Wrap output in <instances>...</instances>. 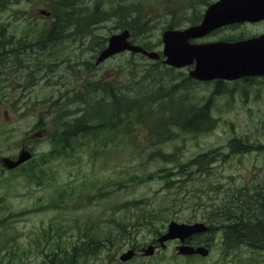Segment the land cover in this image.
<instances>
[{
  "label": "rangeland",
  "instance_id": "rangeland-1",
  "mask_svg": "<svg viewBox=\"0 0 264 264\" xmlns=\"http://www.w3.org/2000/svg\"><path fill=\"white\" fill-rule=\"evenodd\" d=\"M205 1L0 0V156L32 152L15 170L0 165V264H121L122 252L151 244L171 221H209L254 185L263 196L264 80L229 83L214 94L213 82L184 89L188 69L168 70L139 55L94 64L104 39L137 21L145 29L135 41L159 50L161 31L196 23ZM43 10L58 14L59 28ZM261 33L264 23L238 24L197 42ZM62 85L73 86L72 98H53ZM158 88L183 95V106L209 99L211 125L196 133L146 132L137 112L144 114ZM113 92L132 110L108 118L116 129L104 123L106 149L57 156L62 135L110 103ZM232 140L248 150L232 151ZM196 157L193 168L187 162ZM263 203H251L258 218ZM218 214L211 223L226 224ZM243 219L257 224L254 213ZM213 240L206 258L177 256L170 242L166 252L122 264H264V248L223 247L220 232Z\"/></svg>",
  "mask_w": 264,
  "mask_h": 264
},
{
  "label": "water",
  "instance_id": "water-1",
  "mask_svg": "<svg viewBox=\"0 0 264 264\" xmlns=\"http://www.w3.org/2000/svg\"><path fill=\"white\" fill-rule=\"evenodd\" d=\"M260 20H264V0H218L206 9L199 25L185 30H165L161 33L164 63L174 68H181L194 63V69L189 72V75L203 81L216 78L230 80L243 75H264V36L232 44L219 42L192 45L188 43L190 39L203 36L223 25ZM129 38L130 32L127 29L112 34L95 63L99 64L124 51L141 54L153 60L159 58V54L156 52L146 51L141 46L132 44ZM30 158L31 153L22 149L16 159L4 157L1 162L4 167L11 170ZM207 230V227L201 223L186 225L172 221L168 225L167 232L158 239V242L163 247V242L179 239L183 244L177 246L178 254L206 256L208 251L205 247H193L184 244V241L192 235ZM153 252L154 247L151 245L143 250L144 256H150ZM133 256V250H128L119 259L126 262Z\"/></svg>",
  "mask_w": 264,
  "mask_h": 264
},
{
  "label": "trees",
  "instance_id": "trees-1",
  "mask_svg": "<svg viewBox=\"0 0 264 264\" xmlns=\"http://www.w3.org/2000/svg\"><path fill=\"white\" fill-rule=\"evenodd\" d=\"M51 18V23L53 26L57 25L59 28L60 26L58 23L60 22V19L58 14L54 12V15L51 14ZM127 27L132 30L134 36L136 32H144L145 23L139 24L137 21L128 24ZM142 45L144 48H148L146 44L143 43ZM186 88L187 87H184V89ZM159 90L160 88L154 90L152 94L149 95L150 106L144 110V114L140 111L137 112L136 118L143 122V129L146 132L151 134L153 132V127H157L161 129V134H164V128L166 127L170 129V132H172L171 129H174L184 133H196L211 125L212 119L209 115V109L207 105L195 106L192 104H187L183 106L184 100L187 99H184L183 95H174L173 90L162 93L160 92L157 94ZM120 94L124 96L125 92L122 91ZM120 94L117 98H115L116 95L113 92L112 95H108V97H112L110 103L105 105L103 103H99L101 104L99 106L101 117L99 118L98 122L93 125L85 123L80 126H75L72 133L73 136L76 137L78 135L86 136L87 134H94L97 132L96 130L104 123L107 124L108 129H116L117 124L110 123L108 118L114 117L118 110L125 113H128L132 110L128 104H124V100L120 98ZM153 104H156L157 106L155 110L152 109ZM79 119H75V122L79 121ZM62 136L64 137L60 140L61 143L59 144L60 149H58V155L66 152L71 146V142L68 141L69 132H65ZM229 148L236 152L248 150L249 146L246 144H241L237 141L234 142V140H232L229 143ZM157 154L159 156L161 155L159 151ZM200 158L201 157H196L192 161L189 160L187 164L193 168H196L199 165ZM165 160L167 162L172 159L171 157H167ZM200 168L203 169V167ZM188 172L189 170L187 173ZM243 189L246 190V195L239 194L233 196V203L229 201L226 207L218 209V211L213 215L214 217H209V221L214 222L215 217L221 218V214H218L220 212L223 214V219L227 221L226 224L217 226H215L213 223H210L213 229L221 230L224 247H233L234 245L243 243L247 240L251 242L254 240L262 241L260 233L264 234V226L260 227V218L257 217V210L254 211L255 207L251 209L250 206L252 205L251 203L258 204L259 202L264 201V195L262 196V192L257 189L256 185H254L251 190H248L247 188ZM261 210L262 209H260V212ZM251 213H254V220L257 222V224H251L253 220L243 219L244 215H249ZM51 264H57V262L53 261Z\"/></svg>",
  "mask_w": 264,
  "mask_h": 264
},
{
  "label": "flooded vegetation",
  "instance_id": "flooded-vegetation-1",
  "mask_svg": "<svg viewBox=\"0 0 264 264\" xmlns=\"http://www.w3.org/2000/svg\"><path fill=\"white\" fill-rule=\"evenodd\" d=\"M254 80L263 81L264 77L263 76H260V77H258V76L244 77V78H241L239 80L232 81V82L223 81V80H215V81H213V83H214V89L217 90L222 85H228L229 83H247V82L254 81ZM261 226H264V210H263L262 217L260 219V227ZM263 233H264V231H263ZM260 235L262 238V243L264 244V234L260 233Z\"/></svg>",
  "mask_w": 264,
  "mask_h": 264
}]
</instances>
